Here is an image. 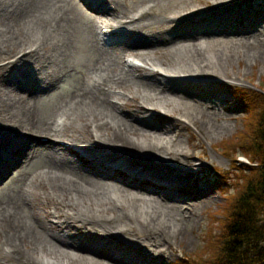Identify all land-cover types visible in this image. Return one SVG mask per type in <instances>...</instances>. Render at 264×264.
<instances>
[{"label": "bare ground", "instance_id": "6f19581e", "mask_svg": "<svg viewBox=\"0 0 264 264\" xmlns=\"http://www.w3.org/2000/svg\"><path fill=\"white\" fill-rule=\"evenodd\" d=\"M81 1L87 14L74 0H0V183L15 170L28 171L15 178L20 185L13 194L0 197V264H165L166 250L155 254L153 247L173 248L175 239L182 241L184 220L199 221L186 204L213 191L189 189L182 196L177 192L183 182L170 181L172 173H188L190 180L200 166L213 168L195 162L189 150L200 147L191 133L183 139L179 126L194 124L214 139L230 127L199 106L207 102L194 85L211 86L214 93L225 79L240 80L234 65L264 60V47H258L264 37L245 38L253 28L238 24L234 39L202 40L215 30L201 26L205 20L225 32L228 24L220 14L242 5L205 0L207 10L176 6L172 14L183 30L165 39L170 48L155 51L153 45H166L161 34L172 30L168 20L165 28L146 21L158 0H139L149 4L140 9L137 3L123 8L120 0ZM97 16H110L119 33L101 22L98 37ZM199 31L200 38L194 35ZM129 53L144 65H132ZM73 72H80V87L70 84L55 100L40 102ZM211 97L208 109L225 107V95ZM228 141L221 145L224 155ZM44 148L53 151L51 162L29 170ZM236 171L232 166L223 175L234 182ZM99 227L105 232L99 234Z\"/></svg>", "mask_w": 264, "mask_h": 264}, {"label": "rangeland", "instance_id": "374dc122", "mask_svg": "<svg viewBox=\"0 0 264 264\" xmlns=\"http://www.w3.org/2000/svg\"><path fill=\"white\" fill-rule=\"evenodd\" d=\"M79 1V0H77ZM74 0V2H77ZM123 1V0H120ZM143 2H146L148 0H142ZM159 4H155V8H153V13L149 18V21H153L152 23H158L159 21L162 20L163 15L167 13H174V9H180L176 7L177 5L181 6V4H184L186 6L189 4L187 9H192V8H208L211 5L206 4L205 0H170V3L168 2L167 5L163 6L164 0H158ZM169 1V0H168ZM207 1V0H206ZM225 1V0H224ZM228 1V0H226ZM239 2L240 5L237 8V13L241 15H245L248 20L243 22L244 28L251 29L253 28V31L251 33H245L243 36L245 38H249L251 36V39H258L264 37V15L261 13L262 10L264 11V0H234ZM139 0H125L123 8H127L133 4H141ZM122 3V2H121ZM78 7L84 11L85 14L87 12L84 10L83 4L81 1L77 3ZM135 7V6H134ZM168 7L167 10H165ZM80 11V14L83 16V12ZM165 10V11H164ZM88 18L85 16L84 20L86 21ZM241 20H244V18H241ZM194 23V22H193ZM207 23V26H206ZM236 24V23H233ZM91 25V24H90ZM203 27H208L211 29H215L214 32L210 33L208 36H203L202 40L206 41H211L215 39H234L235 37V29L227 28L225 32H222L219 29L213 28L211 26L210 21H206L201 24ZM87 31L89 29V24H86ZM183 30L180 29V31H174L172 35H176L177 33H181ZM234 32V33H233ZM229 33V34H228ZM172 35L170 33L165 32L164 34H161V37L164 38V42L166 45H153V49L155 51L157 50H165L171 47L173 45L172 43H167V41H171ZM197 37H202L200 35V31L198 33L194 34ZM166 39V40H165ZM89 42L90 46V41L89 39L87 40ZM92 44V52L95 48L94 44ZM259 44H262L261 42ZM255 47L257 45H254ZM264 47V45H259L258 47ZM257 47V48H258ZM19 50L17 49L15 52L17 53ZM131 54V53H129ZM93 56H97L96 53L93 52ZM119 62H118V68L117 71L119 70ZM233 71L238 73V81H232V79L227 78L225 79V83L223 85L218 86L215 88L214 93H211V86H197L194 85L196 88L195 90L198 91L199 94L203 95L204 99L207 103H199V106L204 109V111H208L211 113H217L214 115H218L215 117L217 120L216 123L222 124V123H229L230 127L226 128L224 131V134L220 138H209L208 136L204 135L202 132H200V129L195 126L194 124L187 125L186 127L183 125H180V133L183 136V139L186 138V136L189 135V133L193 134L194 140L192 143L198 145L200 148H197L195 150L191 149L189 150V153L192 155L194 158L195 162H207L208 165H212L211 167L213 168H206V167H199V171L195 174L196 177L191 178L190 180H185L183 179L186 183L184 184V187L179 190L177 193L181 194L182 196H187L186 192L189 189H194V190H202L204 193L208 191L209 188H211L213 191L211 194H207L205 197L201 199H196L190 202V204H186L189 209H194V212L199 213V221L196 220V216H190L187 217L185 222V228L187 230L186 234H184V238L182 241H179L175 239L173 241V248H165L164 246H157L153 247V251L156 252L165 249V255L166 257L169 256L165 262V264H179L184 258L186 257H191L194 256L200 252H202V249L204 247V240L206 239V236L211 232V231H217L219 229V222L218 220L221 218L223 209L227 204V197L230 192L226 191L230 186H232V181L229 180V178L225 177L223 175L224 171L229 170L232 168V166L235 165V162H233L234 157L224 155L223 150H222V144L227 140L232 138L234 135H236L240 130L243 129V113L240 111V106L237 103V99L232 96V92L236 87H247V86H254L259 84L264 80V60L263 59H257L253 62L252 65H250V62L246 61L245 59H242L238 64H235L233 67ZM79 73L73 72L71 73L70 76L63 78L61 82H59L58 87L55 89V91L50 92L48 95H41L42 98H39L40 102H43L44 104L47 102V100H55L56 97H58L61 93H64V88L65 86H68L70 84L74 85V88L79 86L81 81H79ZM225 95L226 100H225V107L220 106L217 107L216 104H212L214 106V109L209 108L210 102H211V96H216V95ZM65 96L64 98H67ZM229 108L228 110H226ZM169 121H164V120H159V125H164L168 124ZM214 142H219V145L217 146V151H215L214 147ZM202 150H204L207 154V156L201 157L200 154H202ZM53 151L49 149H41L39 151H36V155L34 159L31 161L29 165V170L35 168V167H42L48 165L49 162H51V155ZM222 157V158H221ZM203 158V159H202ZM205 159V160H204ZM194 162V163H195ZM246 158L240 157V161L237 162V165L244 164L246 163ZM126 171H129L128 168H125ZM197 170V169H196ZM22 171H25V176H27L28 171L25 170V168H21L19 171L15 170L10 179L6 180L4 183H0V197L6 198L8 197V194H13L17 190L18 186L20 185L19 181H16L15 178L21 177L19 173L21 174ZM132 171V170H130ZM175 173H172L170 175V181H173L175 177H173ZM219 177L223 179L221 182L219 181ZM113 182V181H109ZM119 184V181L114 182ZM178 205H181L179 203ZM189 209L186 210V214H189ZM183 214V213H182ZM184 215V214H183ZM214 218H217L216 220ZM103 229V228H102ZM100 227L97 229V232L99 234H102L105 232V230H102ZM88 234V233H86ZM130 237H132L135 240H138L139 237L141 238L140 240H145L146 243H154L155 245H159L160 243L157 241H154L150 238H146L145 235L140 234L138 237L135 234L128 233ZM155 236H159V234H155ZM137 237V238H136ZM81 240L85 239L84 236L80 237ZM117 241V240H116ZM125 240L122 239L120 242H124ZM80 242V241H76ZM152 255L154 253H151ZM126 258L130 260L136 259V255L134 253H126L125 256ZM23 256L20 258L22 259ZM101 263H106L107 259L106 258H98ZM138 259V258H137ZM145 258L141 257L139 260H143ZM12 261L8 262L11 263ZM112 263V262H111Z\"/></svg>", "mask_w": 264, "mask_h": 264}, {"label": "trees", "instance_id": "16d2710c", "mask_svg": "<svg viewBox=\"0 0 264 264\" xmlns=\"http://www.w3.org/2000/svg\"><path fill=\"white\" fill-rule=\"evenodd\" d=\"M247 108L244 132L224 147L245 155L252 165L237 168L236 191L227 199L219 229L204 240L202 252L181 264H264V87L239 91Z\"/></svg>", "mask_w": 264, "mask_h": 264}]
</instances>
